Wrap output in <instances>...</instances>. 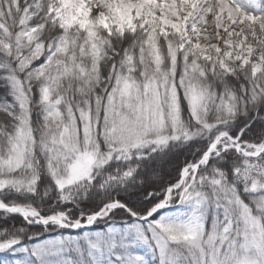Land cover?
<instances>
[{
	"label": "snow or ice",
	"instance_id": "6c2138e0",
	"mask_svg": "<svg viewBox=\"0 0 264 264\" xmlns=\"http://www.w3.org/2000/svg\"><path fill=\"white\" fill-rule=\"evenodd\" d=\"M0 264H264V0H0Z\"/></svg>",
	"mask_w": 264,
	"mask_h": 264
}]
</instances>
